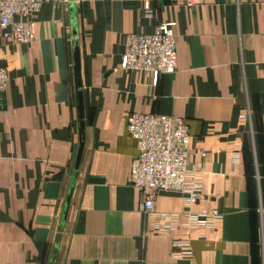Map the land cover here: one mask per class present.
Here are the masks:
<instances>
[{"label": "crops", "instance_id": "obj_1", "mask_svg": "<svg viewBox=\"0 0 264 264\" xmlns=\"http://www.w3.org/2000/svg\"><path fill=\"white\" fill-rule=\"evenodd\" d=\"M143 1L47 3L28 44L0 33V65L8 68L0 97V264H264V0L191 8L149 0L151 19L141 15ZM167 20L175 21L176 70L122 68L123 35ZM75 41L84 105L77 170ZM132 112L184 119L203 199L185 206L180 193L161 191L155 205L217 208L211 225L152 229L129 179ZM175 239L188 241L190 252Z\"/></svg>", "mask_w": 264, "mask_h": 264}, {"label": "built area", "instance_id": "obj_2", "mask_svg": "<svg viewBox=\"0 0 264 264\" xmlns=\"http://www.w3.org/2000/svg\"><path fill=\"white\" fill-rule=\"evenodd\" d=\"M74 1V0H73ZM71 0H0V33L4 41L28 44L35 35L34 15L44 4L67 6ZM186 7H195L202 0H179ZM141 15L154 18L150 1L142 3ZM175 21L157 23L153 31H138L122 37L121 66L143 74L173 73L177 67L174 34ZM8 68L0 65V94L6 88ZM245 117V115H241ZM127 132L134 140L136 153L130 162L129 179L141 195L140 209L151 219L152 229L168 234L180 226L188 229L209 226L220 217L217 208L199 212H167L156 208V196L161 191H176L185 206L203 199L202 172L189 163L190 134L183 118L159 113L132 112L127 116ZM203 155V151H200ZM238 155H232L237 160ZM182 253L190 252L186 240L175 239Z\"/></svg>", "mask_w": 264, "mask_h": 264}, {"label": "water", "instance_id": "obj_3", "mask_svg": "<svg viewBox=\"0 0 264 264\" xmlns=\"http://www.w3.org/2000/svg\"><path fill=\"white\" fill-rule=\"evenodd\" d=\"M70 3L72 4L73 0H71ZM72 32H73V36H76V28L74 25L72 26ZM73 70H74L76 105H77L78 124H79V145H78V149L75 157V164H74V168L75 170H77L80 163L82 148H83L84 105H83L82 81L80 76V53L76 41L74 42V49H73ZM0 97H3V93L0 94ZM71 190L72 189H70L66 198V207H68L70 203Z\"/></svg>", "mask_w": 264, "mask_h": 264}]
</instances>
